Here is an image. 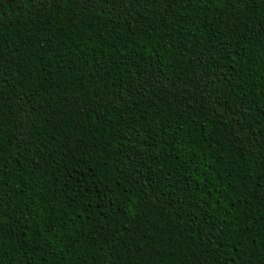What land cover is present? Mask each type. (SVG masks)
Returning a JSON list of instances; mask_svg holds the SVG:
<instances>
[{"label":"trees","instance_id":"1","mask_svg":"<svg viewBox=\"0 0 264 264\" xmlns=\"http://www.w3.org/2000/svg\"><path fill=\"white\" fill-rule=\"evenodd\" d=\"M0 264H264V0H0Z\"/></svg>","mask_w":264,"mask_h":264}]
</instances>
